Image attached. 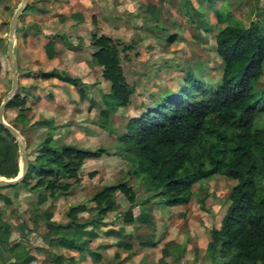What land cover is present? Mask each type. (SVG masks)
Returning a JSON list of instances; mask_svg holds the SVG:
<instances>
[{
    "label": "trees",
    "instance_id": "obj_1",
    "mask_svg": "<svg viewBox=\"0 0 264 264\" xmlns=\"http://www.w3.org/2000/svg\"><path fill=\"white\" fill-rule=\"evenodd\" d=\"M226 9L223 4L214 11L217 22L224 24L214 36L215 53L222 63L218 82L209 84L187 70L177 91L153 97L142 111L127 119L117 136L116 154L130 164L129 174L150 193L145 204L154 197H158V204L167 207L186 204L197 181L215 174L234 179L236 183L230 189L220 225L209 230L206 252L210 256L216 254L221 264H264V125L256 124L258 116L264 117V88L255 85L264 74V29L258 20L246 26L232 22ZM173 40L171 35L166 41ZM89 41L93 49L91 59L101 68V78L109 82L108 92L101 97L104 108L95 123L114 132L111 116L128 106L134 92L121 66V55L130 45L96 32L90 33ZM65 44L71 46L66 40ZM38 74L70 84L76 82L58 73ZM5 109H14L8 123L22 134L20 127L24 130L30 126L24 98L16 92ZM43 124L48 122L36 121L33 125ZM104 153L102 147L91 151L60 142L46 133L32 159H28V171L17 185L36 193L37 206L47 200L51 204L80 182L85 160ZM18 171L17 143L0 126V177L14 178ZM92 176L93 172L88 173L89 178ZM117 194L128 203L123 213L126 222L151 221L143 206L136 216L130 213L137 205L136 195L131 184L120 180L94 192L89 200L92 213L87 219L77 217L86 208L83 204L67 208L65 223L51 220V212L46 209L36 211L34 220L42 221L43 240L48 247L89 251L96 230L105 224L103 219L118 206ZM0 201L10 202L1 193ZM1 215L0 209V264H5L9 257L4 256V251L11 244L13 226ZM36 250L24 251L22 247L20 263L36 258L32 255ZM52 261L62 264L60 256ZM66 264H70V259Z\"/></svg>",
    "mask_w": 264,
    "mask_h": 264
},
{
    "label": "rangeland",
    "instance_id": "obj_2",
    "mask_svg": "<svg viewBox=\"0 0 264 264\" xmlns=\"http://www.w3.org/2000/svg\"><path fill=\"white\" fill-rule=\"evenodd\" d=\"M19 2L20 0L0 1V28L4 27L5 32L1 33L0 29V36L4 39L7 36L5 27L9 22L10 13ZM69 2L72 5L71 9L83 13L85 17L83 32L79 31V36H73L71 41L78 42L81 41L78 39L88 38V33L94 30L98 34L109 35L113 39H119L125 45H130V48L121 55V66L134 92L129 97L126 109L120 112L113 122L114 130L119 131H122L128 117L142 111L145 105L151 103L153 97L177 91L187 70H191L208 83L218 82L222 63L215 53L214 36L224 24L217 22L214 11L221 5L224 4L227 8L225 11L231 13L232 22L246 26L250 21L258 20L264 29V0H187V2L184 0H69ZM59 11H69L66 0L58 1L55 6L51 7V13L57 15ZM53 14L44 15L46 16L44 17L46 27L42 31L48 34L55 32L56 25ZM171 35L174 40L167 43L166 40ZM4 54L5 47L0 54V63L4 59ZM29 60L33 61L28 63L29 65L35 64L41 69L55 66L59 69L63 68L71 74L74 73L93 87L95 98L106 91L108 87L105 82L100 80L97 66H80L66 57H62L61 65L58 66L59 58L49 63L39 48L31 52ZM10 81L11 68L9 66L4 78L0 79V102L10 88ZM255 85L258 88H264V74ZM44 86L43 83L39 85L40 95L46 92ZM51 91L53 100L63 104L55 116V119L60 121L59 123L68 120L78 123L87 119L88 129L94 130L93 138L88 141L83 139L76 146L84 149L90 148V150L94 148L93 151L103 146L102 148L108 147L110 151H108L110 154L104 153L94 160L87 159L84 162L80 170V182L73 186L69 194L57 199L58 202L51 213L55 221L65 223L67 208L77 204H83L86 207L84 211L77 214V217L79 219L89 218L92 213L89 200L94 192L103 185L125 180L133 186L136 195L135 201L138 207L132 208L130 213L133 216L138 214V208L144 206L156 219L164 220L170 217L168 222H162L163 226L160 230H164V234L163 242H160L161 245L168 246L172 253L175 249V241L182 244L184 250L180 257L181 264H193V261L196 262L195 264H210L207 254L200 252V248L206 247L209 230L219 227L221 217L229 203L230 189L236 181L219 174L201 179L192 186V195L186 206L170 211L171 207L160 204L157 206L158 197L150 198L145 204L143 202L150 193L145 190L137 178L129 174L130 164L115 156L116 149L114 150L113 147H116V143L109 140L111 136L106 133V136H100L103 135L100 130L102 128L95 123L96 120H93L96 109L87 111L88 103L86 101H82L78 107L73 106L68 98L70 93H65L58 86H52ZM11 115V112L3 113L7 123L11 120ZM256 124L264 125V117L258 116ZM20 130L22 134L18 130L17 132L23 138L27 158L32 159L37 144L42 138L39 135L41 130L31 131L28 127H25L24 130L20 127ZM100 138H103V142L99 144L102 140ZM65 139H69V136ZM72 144L76 143L72 142ZM91 172H93V176L89 178L88 173ZM116 201L118 205L116 210L105 216V221L109 224L100 226L99 237L94 241V244H91L92 247L99 249L106 259H110L112 256L116 239L113 236H105L111 233L108 232L109 229H122L129 232L133 230V232H139L140 235L147 233L146 226H139L137 222L125 223L123 213L127 210L128 203L120 194H117ZM44 209L48 210L49 206ZM161 209H165V211ZM40 228L43 230V224ZM125 239L133 240L132 244L134 247L136 246L137 238ZM145 250L147 253L143 256L148 260L151 259L150 261H153L154 264H161L163 261L167 264L171 262L170 255L160 253L158 249ZM200 257L201 259H199ZM79 263L94 264L87 256L80 258ZM103 263L104 261L97 264Z\"/></svg>",
    "mask_w": 264,
    "mask_h": 264
},
{
    "label": "crops",
    "instance_id": "obj_3",
    "mask_svg": "<svg viewBox=\"0 0 264 264\" xmlns=\"http://www.w3.org/2000/svg\"><path fill=\"white\" fill-rule=\"evenodd\" d=\"M58 1L62 0H27L25 9L22 13H20L17 19L14 28L12 46V54L17 64L16 90L19 96L24 98L25 106L28 108L26 115L30 118V126L28 128L31 131L38 129L41 130L39 131V135L42 138L46 133H49L51 134L53 139L63 140L61 142H66L67 144H72V142H75L76 144L74 145H79V142H82L83 139L85 141H88L93 138L94 130L88 129L89 124L87 119H83L78 123L70 120L64 123H59L60 121H57L55 119V116L58 111L63 107V104L60 101L53 100V93L51 91V87L58 86L65 93H70V97L68 98L75 107H78L82 101H86L88 103L86 107L87 111L96 109V114L93 119L96 120L99 112L104 108L101 101V97L103 94L108 92L109 82L101 78V68L97 66L91 59V53L93 52V49L90 47L89 44L90 33L96 31H90L88 33V38L85 37L78 39L81 41H71L70 39L73 36H79V31L83 32L85 17L83 13L71 9L72 5L70 4L69 0H66L69 6L68 12L59 11L57 15L51 13V7L55 6ZM16 7L17 5L14 8L16 9ZM13 11L12 13H10V18L13 14ZM52 14L53 16H55V32L48 34L42 31L44 27H46L44 24V17ZM8 24L5 27L7 33ZM0 29L1 33L4 32V27H1ZM62 37H64V39L69 42L71 46L67 47V45L65 44V40L62 41ZM6 39L7 36L5 39L4 37L0 36V54L5 47L4 59L0 63V72L1 74H3V76H1L0 74V79L4 78L6 69L10 66V62L6 57ZM49 43H52V46H49ZM46 45L48 50H45ZM38 48L41 50L45 60L49 63L59 58L58 66L61 65L60 63L62 62V57L71 59L72 61H74V63H76L77 65L79 64L80 66H97L100 80L108 85L106 91H104L100 96L95 98V92L93 91V87L83 81L79 76L74 75V73L71 74V72H68L63 68L59 69L55 66H50L48 68L45 67L41 69L36 67L35 64L29 65L28 63L33 62L29 60L31 57V52ZM48 53H50V56L48 55ZM83 54L85 56L84 58ZM40 72H52L58 73L60 75H67L72 79H76V82L75 84H70L62 82L56 79L55 77L42 78L38 74ZM41 83L45 85L43 87L44 91L46 90L43 95L39 94V85H41ZM51 101L53 102L51 103ZM125 109L126 107L119 108L117 112L111 116L110 125L113 129V122H115L116 116ZM4 112H11V116L13 117L15 111L14 109H5ZM36 121H46L48 122V124L33 125ZM124 125L122 127V130L124 128ZM100 130L101 132H103V135L100 136H106L105 133L108 134L109 136H111L109 140L113 141V143H116L117 147V136L118 133L121 132V130L119 131L115 129V132H109L104 129ZM68 136L69 139L66 140L65 137ZM100 139L102 140L99 142V144L103 142V138ZM116 147H113L114 150L116 149ZM88 149L90 150V148ZM93 149H91V151H93ZM104 149L105 154H110L108 147ZM115 156L118 155L115 154ZM118 158L120 157L118 156ZM0 193L8 197L10 200L9 203L0 201V209L2 212L1 217L4 221L13 226L9 235V240L11 241V244L4 251V256L9 257L8 261L5 264H21L18 260V257L20 256L21 252H23L22 247H24V251L29 248H37V250L32 253V255H34L36 258L31 259L26 264H53L52 259L56 256L61 257L62 264H66L69 259L70 264H80L79 259L85 256L89 257L90 262L94 264L103 261V264H124V262H126V264H154L153 261H150L151 259L148 260L143 256V254L147 253V250L145 249L149 248H155L158 249L160 253L170 255L171 262H169V264H181L180 257L182 256V252L184 250L182 244L175 241V249L172 253L168 249V246L160 244V242H163L162 237L164 234V230H160L163 226L162 222H168V220H170V217H167V219L164 220L156 219L152 216V214L149 213V209L145 208L151 217V221L149 223L141 224L136 220L125 223L133 224L137 222L139 226H146L147 233H143L140 235L139 232H133V230H131L130 233L126 230L123 231L122 229H115L111 227L113 229H109L108 231L111 233H108L105 236L115 237V246L113 245V253L110 259H106V257L102 256L103 254L99 252V249H96L91 245L94 244V241L96 239H98V231L100 230V228L96 230L97 236L93 238L88 245L89 251L77 252L63 247H48L47 242L42 238L43 230H41L40 228L42 221L40 219H37L35 221L34 215H36V211L43 210L47 206H49L48 211L53 213L54 206H56L58 200L51 204L49 203L50 201L47 200L46 202L37 206L36 193L20 185H17L14 188H0ZM186 204H180L176 207L172 206L169 211L174 208L186 206ZM157 206H159V204ZM161 210L165 211V209ZM51 220L55 221L52 214ZM103 221L105 222V224H103L101 227L107 226L109 224L105 221V218L103 219ZM131 237L137 238V244L135 247L132 244L133 240L131 241L125 239ZM143 237L144 239H142ZM200 250V252H203V254H207L206 247L200 248ZM207 258L210 264H221V261L217 258L216 254H214V256H210L207 254ZM199 259H201V257ZM195 263L196 262L193 261V264ZM161 264L167 263L163 261Z\"/></svg>",
    "mask_w": 264,
    "mask_h": 264
},
{
    "label": "water",
    "instance_id": "obj_4",
    "mask_svg": "<svg viewBox=\"0 0 264 264\" xmlns=\"http://www.w3.org/2000/svg\"><path fill=\"white\" fill-rule=\"evenodd\" d=\"M26 3H27V0H20L19 4L17 5L16 9L13 11V14L9 20L8 33H7V39H6V57L9 60L10 66H11V81H10V88L8 92L5 94L3 100L0 102V126H2L6 131H8L10 136L17 143L18 154H19V165H18L19 171L14 178L0 177V187L1 188L11 187V186L19 184L23 180L24 176L26 175L28 171V160H27V155L25 152V144H24L23 138L20 136V134L17 132L16 129H14L9 123H7L3 119V112L6 108V105L8 104V102L10 101V99L13 97V95L16 92L17 64L12 54L13 34H14V28H15L17 19L20 13H22L23 10L25 9Z\"/></svg>",
    "mask_w": 264,
    "mask_h": 264
}]
</instances>
